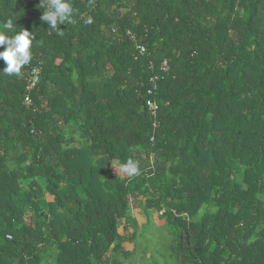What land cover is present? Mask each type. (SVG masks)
Listing matches in <instances>:
<instances>
[{"label":"trees","instance_id":"16d2710c","mask_svg":"<svg viewBox=\"0 0 264 264\" xmlns=\"http://www.w3.org/2000/svg\"><path fill=\"white\" fill-rule=\"evenodd\" d=\"M71 2L61 36L40 0H0V31L36 36L0 70V264H127L135 209L174 264H264V0ZM127 159L140 174H113Z\"/></svg>","mask_w":264,"mask_h":264},{"label":"clouds","instance_id":"9594fccd","mask_svg":"<svg viewBox=\"0 0 264 264\" xmlns=\"http://www.w3.org/2000/svg\"><path fill=\"white\" fill-rule=\"evenodd\" d=\"M39 5V8L43 9L40 20L46 22L49 29L55 30L62 36L63 32L58 25L71 22L74 12L71 0H40ZM84 23L92 24L93 19L88 17ZM12 25V20L7 21L4 31H0V46L3 47V50H0V60L4 62V67L0 70L8 76H20L22 68L32 60L31 48L36 36L24 28L9 35ZM116 168L119 173L129 178L140 174L138 163L133 159H127L124 163L116 165Z\"/></svg>","mask_w":264,"mask_h":264},{"label":"rangeland","instance_id":"374dc122","mask_svg":"<svg viewBox=\"0 0 264 264\" xmlns=\"http://www.w3.org/2000/svg\"><path fill=\"white\" fill-rule=\"evenodd\" d=\"M116 165L117 163L115 162L112 164V173L115 175L121 174L118 172ZM164 228L163 225H160L158 228L156 224L150 221L147 226L140 229L134 237L133 243L136 246L138 245L144 253L148 252L151 258L147 260L145 256H137L140 253L137 252L127 262L129 264H174L167 259L168 246L171 238L164 237Z\"/></svg>","mask_w":264,"mask_h":264},{"label":"built area","instance_id":"2783aa9c","mask_svg":"<svg viewBox=\"0 0 264 264\" xmlns=\"http://www.w3.org/2000/svg\"><path fill=\"white\" fill-rule=\"evenodd\" d=\"M127 35H129L130 38H132V40L135 42L134 36H132L129 32H127ZM135 48L139 54L145 53V47L142 44L135 42ZM168 70H169L168 62L167 60H163L159 65V71H160L159 74L153 75L149 79L150 86L146 91L147 96H150L152 92L156 89V84L158 80L162 78L160 73H166L168 72ZM39 79H40V68L35 65L27 66L25 71V86H24V96H23V104L25 106H29L31 104V92L35 89L36 85L39 82ZM145 107L149 116L155 119L156 109H157L156 102L153 99L147 98L145 100ZM150 141H152V139H150ZM6 238L10 239V236L7 235Z\"/></svg>","mask_w":264,"mask_h":264},{"label":"crops","instance_id":"0c3cea01","mask_svg":"<svg viewBox=\"0 0 264 264\" xmlns=\"http://www.w3.org/2000/svg\"><path fill=\"white\" fill-rule=\"evenodd\" d=\"M130 214V221L128 223L124 221H119V232L124 234V236L128 239L127 241H124L122 243V247L124 248L125 251H130L132 252L131 257H133L137 252H140L137 256H145V258L150 260L151 255L148 252H143L141 251L140 247L135 245L133 243V240L130 241L129 239L132 237L133 234H137V232L142 229L143 227L146 226V218L145 216L139 211V210H131L129 212ZM151 222L153 224H156L157 227H160L159 220L157 217V214L155 211H151ZM165 236L168 237L167 231L164 228ZM143 253V254H142ZM129 264V262H127Z\"/></svg>","mask_w":264,"mask_h":264}]
</instances>
